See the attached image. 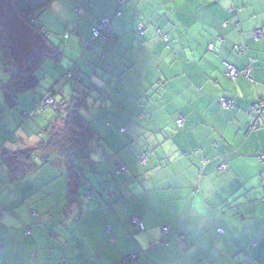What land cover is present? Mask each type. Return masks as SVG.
<instances>
[{
  "label": "crops",
  "instance_id": "1",
  "mask_svg": "<svg viewBox=\"0 0 264 264\" xmlns=\"http://www.w3.org/2000/svg\"><path fill=\"white\" fill-rule=\"evenodd\" d=\"M79 2L53 0L35 17L61 57L12 109L0 67V151L32 150L53 107L84 94L96 145L76 163L70 201L65 160L42 151L20 178L0 159V264H264V112L251 115L264 98V0ZM103 18L112 33L92 41ZM50 91L54 106L39 110Z\"/></svg>",
  "mask_w": 264,
  "mask_h": 264
},
{
  "label": "trees",
  "instance_id": "2",
  "mask_svg": "<svg viewBox=\"0 0 264 264\" xmlns=\"http://www.w3.org/2000/svg\"><path fill=\"white\" fill-rule=\"evenodd\" d=\"M52 1L0 0V67L9 76L1 90L7 108L17 106L18 95L38 87L39 82L34 74L44 61H57L61 57L59 50L51 45L46 35L34 24L35 17L45 11ZM111 33L112 26L107 41ZM86 90L99 92L100 88L90 84ZM52 94L50 91L46 95ZM85 96H81L82 100L72 97L70 102L53 107L54 120L42 131L43 139L32 150L2 155L0 151L2 162H10L13 168L18 169L20 178L37 169L35 156L42 151L52 153L53 159L65 160L68 163V201L78 197L80 184L76 163L87 162L90 151L96 145V137L79 111L86 101ZM0 245L1 255L3 248ZM136 259L135 256H128L121 263L138 264Z\"/></svg>",
  "mask_w": 264,
  "mask_h": 264
},
{
  "label": "built area",
  "instance_id": "3",
  "mask_svg": "<svg viewBox=\"0 0 264 264\" xmlns=\"http://www.w3.org/2000/svg\"><path fill=\"white\" fill-rule=\"evenodd\" d=\"M86 0H80L79 3L76 4L75 10L78 11L80 8V5ZM117 16H120V13H117ZM111 23L112 20L109 18H103L101 19L95 27L92 28L91 30V39L92 41H101V42H106L109 33L111 32ZM139 31H141V29H139ZM252 37L255 40H259L263 38V33L260 30H257L255 32H253ZM162 40L164 42L167 41V39L165 38V36H161ZM84 47H91V44H86L84 45ZM213 46H209V50H212ZM224 68H225V72H226V76L230 79H235L240 73H238L231 65H229L228 63L224 62ZM242 76H244L247 80H251V73H250V69L245 70L244 72L241 73ZM68 79H73L74 76H72L71 74L67 75ZM53 99L51 95H45L41 101V103L36 104L37 108L41 111L47 110L49 109L51 106H53ZM230 105L229 102L226 101H221V106L222 107H228ZM264 112V98L260 99L256 106L254 108H252L251 110V115L253 116L254 121L261 118L262 114ZM177 124L180 126L181 125V120L179 119L177 121ZM141 162H144L145 157L141 156L140 157ZM218 170L221 172H224L226 170V164L224 162H222L219 167ZM125 169L123 167L119 168V172H124ZM130 225L134 228H136L137 230H139L140 232H143L145 230L144 224L141 221V219L139 218H131L130 220ZM162 233H168V229L166 227L161 228ZM0 252H1V245H0Z\"/></svg>",
  "mask_w": 264,
  "mask_h": 264
},
{
  "label": "rangeland",
  "instance_id": "4",
  "mask_svg": "<svg viewBox=\"0 0 264 264\" xmlns=\"http://www.w3.org/2000/svg\"><path fill=\"white\" fill-rule=\"evenodd\" d=\"M84 116V115H83Z\"/></svg>",
  "mask_w": 264,
  "mask_h": 264
}]
</instances>
